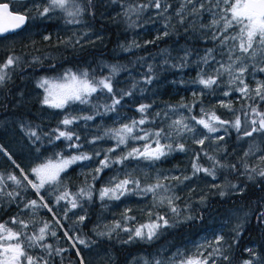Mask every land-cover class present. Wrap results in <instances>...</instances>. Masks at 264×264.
Returning a JSON list of instances; mask_svg holds the SVG:
<instances>
[{
	"label": "trees",
	"instance_id": "16d2710c",
	"mask_svg": "<svg viewBox=\"0 0 264 264\" xmlns=\"http://www.w3.org/2000/svg\"><path fill=\"white\" fill-rule=\"evenodd\" d=\"M0 1H8L12 8L18 3V0ZM39 2V6L26 12L29 16L28 26H35L36 29L40 30L42 28L53 30L55 25L61 24L66 27L82 26L88 29L94 27L103 32L106 37L104 46L101 45V47L82 48L79 44L82 38L81 33L72 35L69 41L65 39L56 41L57 38L52 36L49 40L37 42L36 47L19 44L12 50L0 51V60L3 63L9 56L19 57L16 64L7 69L8 77L0 84V119L8 115L17 116L22 122L19 128L20 132L28 142L35 146L38 155L45 160L73 151L83 152L86 146H91L97 142L106 143L109 146L107 148L110 149V147L117 145V140L109 131L112 129H99L84 123L81 119L68 126L69 130L79 136V141L74 139L69 142L63 138L56 140L55 130L57 128L64 129L61 121L66 116L71 117L69 113L55 119H41L36 114L39 102L31 101L29 104L20 102L14 105V101L18 98V92L22 90V94L25 93L31 87L30 83L42 75H54L60 70L75 73L86 70L89 73V78L95 79L112 75L113 89L116 97H119L121 92L126 91H131L132 95L134 93L144 94L143 91L146 90L144 85L150 86L145 81L142 83L139 80L123 78L126 73L135 72L141 79H151V83L158 84L159 94L157 97L161 98L160 101L173 105H189L190 111L196 116L201 115L198 110L199 106L211 100L210 96H206L202 101L194 103L190 96V88L195 82L196 73L193 64L194 56L206 49H217L218 47V39H213L197 24L190 26L188 22H179L177 16H169L167 12L152 16L151 11L156 8L152 6L150 0H72L69 5L70 8H73V5H78L83 9V12L76 17L79 20L78 23L69 22L72 18L61 9L42 15L41 11L48 6L49 1L39 0ZM139 5L148 6L138 12L129 11ZM126 13L128 14L126 15ZM153 26L159 27V32L165 30V34L155 38L154 33L150 30ZM144 28H148V30L144 32L142 37L140 35ZM134 36L137 37L136 40L130 41ZM174 46L186 49L189 56L174 58L170 54V50ZM114 47H118L119 50H114ZM157 54H166V60L157 64L150 60ZM112 66L118 68L115 74H112ZM24 77H30L32 80ZM107 95V97H103L99 91L90 96L91 106L98 109L105 119H108L112 113L130 115L135 120L141 119L142 115H147L146 113L141 114L137 110L138 103L131 100L132 95L124 96L114 111H105V106L111 105L113 99L111 94L107 93ZM156 101L152 102L155 103ZM236 105L237 116L241 120L240 131L238 132L231 126H225L226 130L225 128L219 130L226 134L228 147L236 143L243 136L244 131L251 130L249 122L255 116L251 112V108L262 110L261 105L256 104L253 99L246 103L244 100L236 102ZM217 115L223 120H235L234 117ZM149 119L139 127L148 131H158V125L154 122H148ZM29 130H36L40 139L31 137ZM135 133L142 134L139 129ZM0 141H3L2 137H0ZM69 143H78L80 147L70 148L68 147ZM135 143H141V141ZM2 145L5 146L4 143ZM190 147L193 163L198 162L205 168H213L214 161L209 157H214L215 161L219 162L214 167L215 175H209L210 177L218 179L227 176L238 185L232 184L228 189L221 191L211 190L193 202V198L183 199L179 197V184L176 186L169 180H162L161 182L168 189L167 192L158 190V193L154 195L152 192L131 191L121 196L119 200L108 198L102 200L99 196L101 187L99 185L100 179H98L90 185L93 192L91 199L77 197L83 211V217H85L82 222L71 220L68 215L61 214L55 198H49L47 200L54 213L46 207H36L41 209V213L31 216L34 222L27 225V228H22L21 225L13 224L11 221L13 218L26 220L30 214L27 211L29 207H25V205L29 201L37 200L38 204L40 203L38 192L28 185L24 176L34 182L36 179L25 167L19 155L11 154L15 164L0 153V176L4 177L3 191L4 193H19L15 197L0 194V223L7 222V227L12 228L13 231H23L26 236L33 233L39 234V229L44 226V223H48V231L55 232L56 235H46L45 239L40 244L31 247V251L28 253L33 257L47 261V264H92L89 252L97 247L112 255L113 264H124L131 254L138 251L145 253L143 261L145 264H155L156 261L165 264L166 255L170 250L195 240L205 231L217 227L221 219L226 218L228 220L225 226V233L228 236L225 251L227 259L223 261V264H245L249 260L252 261V264H264V176L258 174L264 170V163L242 166L241 161L234 155L230 159H226L224 156L226 150L213 152L207 144L196 143L191 144ZM114 154V151H107L104 156L117 160ZM171 154L172 152H169L159 160H151L153 167L161 170L164 167L175 166L176 163L183 164L179 154H174V156ZM196 154H199L198 161H196ZM17 165L21 167L23 173L20 172ZM118 167H120L118 163H113L104 168L101 171V177H106ZM77 169L78 164L74 163L67 173H73L75 176ZM253 169L256 171H252ZM9 175L20 178L23 184L18 186L13 181L7 180ZM155 182L152 180L145 183L140 182V185L141 188H144ZM80 188L86 189L88 187H81L73 183L70 191L76 194ZM129 188L132 186L129 185ZM39 192L47 198L43 188ZM161 196L174 198V206L179 209L178 214L170 211L167 202L160 203ZM141 197H150L155 201L150 217L152 222L156 220L157 215L168 221L167 225L162 224L151 239L135 237L130 239L133 234L123 230L124 228L138 227L134 211L127 213L129 216L135 217L134 220H126L123 212L112 216L107 221V225H109L107 231L102 232L106 233L105 235H100L95 231L96 222L104 216L105 204L120 203L123 200L132 201ZM55 217L59 224L55 222ZM117 222L120 224L119 228L115 227ZM68 237H72L73 242ZM76 237L85 240L86 243L80 244ZM21 239L25 241L24 246H27L26 238L21 237ZM41 244L51 245V249L46 250L45 247L40 246ZM248 249H251L252 252H249Z\"/></svg>",
	"mask_w": 264,
	"mask_h": 264
},
{
	"label": "rangeland",
	"instance_id": "374dc122",
	"mask_svg": "<svg viewBox=\"0 0 264 264\" xmlns=\"http://www.w3.org/2000/svg\"><path fill=\"white\" fill-rule=\"evenodd\" d=\"M39 3V0H18V3L14 8L17 11L29 12L32 11L36 6H39ZM201 4L204 5V8L202 9L200 8ZM227 7V4L223 3V0H193L192 3H188V0H161V8L151 11V13L153 14L152 16L158 15L160 13L166 14V12L169 16L175 15L177 16V20L179 22H188L190 26L197 24L204 30L205 33H208L210 36L219 37L217 49H211L213 50L211 56L214 57V59H209L207 64L203 63L201 57L207 55L209 49H206L201 53H197V55L194 56L195 58L193 60L196 73L194 76L195 82L190 88V96L194 103L202 101L206 96L211 97V100L209 102L199 106L198 110L199 114L201 115H194L192 111L189 110V108L182 107V105H173L167 102L160 101L161 98L157 97L159 94V88L157 86L158 84L154 85L153 83H149L150 86H147V84H145L144 88H146V90L143 91L144 94L134 93L131 96V100H134V102L138 103V108L141 104L151 105V107L148 108L146 112V117L147 119L150 118L148 122H154L158 125V130L164 129L165 132H171L169 126L172 125V122L174 120H178L182 116L189 118L185 122L188 123L190 127H193L195 129L194 132H185L181 136H176L175 133H172L171 139H161L162 144L171 143L173 145V148H175L178 143H183L185 145V151H171L172 156H174V154L180 155V158L183 160V164L176 163L175 166H171L168 168L164 167L160 170L156 167H153L151 160H146L143 158H129L122 164L118 163L120 167L116 168L114 172H111L106 177H101V172L97 173L96 169L100 167V162L105 159L104 154L108 151L109 148L107 147L109 146H107L106 143L102 142L94 143L91 146H86L83 152L73 151L67 153L66 155H62L64 158H69L72 155L87 154L91 157V159L75 162L78 164V169L75 176L73 173H67L69 168L74 164L73 163L69 165L65 171L60 173L59 182L57 184H46L43 189L47 198L45 197V195H42L40 192H38L39 197L42 196L44 198V203L48 205V207H46L48 210L51 209V212L54 213V210L48 203L47 199L55 198L56 200L57 196L65 190L71 192L70 187L73 183L81 187H89L90 185L94 184L96 180L100 179L99 185L102 189L106 186H111L110 181L113 177L124 179L128 175H131V177L138 179L141 183H145L146 181L151 180L157 181V178H159L161 181L169 180L176 186L179 184V197L183 199L193 198V202H195L199 197L203 196L211 190L221 191L224 189H228L232 184H234V186H237L238 183L233 182L227 176L215 179L204 172H200L196 175L192 174L193 161L190 146L191 144L195 143L196 140L202 139L205 136H207L208 139L205 140L204 144H207L213 152H224V150H226L224 154L226 159H230L231 156L234 155L241 161L242 166H244L245 164L261 165L264 163V159H261L262 157H264V132H255L251 136L243 135L237 140L236 143H234L231 147H228V138L225 133H222L220 131L216 133H208L207 129H204L203 126L196 125L195 121L190 119L192 116H195L199 119L203 115L201 109H204L205 112L215 111L216 114H222L227 117L236 118L238 114L236 110V106L238 104L236 105V102H241L242 100H244V103H246L250 102L252 99L256 104L261 105L262 110L259 111L264 112V100H261L252 91L249 92L248 96H244L237 90L242 86L240 81L230 83L232 75L236 74L235 69H238L241 66H245L247 68V71L243 74L241 79L249 86L250 90L257 87L258 81L264 82V72L259 71L260 68H264V45H260L258 42L254 43L253 49H250L248 53H242L239 50V40H233L231 39V37L237 36L239 34L241 25L234 24L233 27L228 28L227 31H224L223 28L224 20L221 17L227 15L230 18V13H226L225 11ZM194 8L197 9V11H193ZM213 20H218L220 23L218 25H213ZM44 29L45 28H42L41 30L36 29L35 26L31 25L26 27L19 33L0 38V51L12 50L19 44H23L28 47H34L40 40H49L52 36L57 38L56 41H60L63 39L69 41L72 35H79L82 33V38L79 42L82 48L99 46L101 47V45L104 46L106 40L105 34L96 30L94 27H90L88 29L83 28L82 26L66 27L61 24L55 25L53 30ZM158 29L159 27L156 26L150 28V30L154 33L155 38H159L165 34V30L159 32ZM147 30L148 28H144L141 31L140 36L143 37L144 32H146ZM224 37H228L229 39L227 43L222 44L221 40L224 39ZM135 38L137 37L134 36L130 41L136 40ZM114 50L118 51L119 48L114 47ZM170 54L174 58H186L189 56L188 51L180 46L172 47L170 50ZM165 55L166 54H157L153 58H149H151L150 60L157 64L160 61L163 62L166 60ZM229 57H231V60L229 59ZM237 58H239V60H237ZM234 61L235 63L233 64ZM2 64L3 62H1L0 60V65ZM221 64H223L225 67H227L229 64H233L232 75H230L228 72H224L223 75L219 77L218 83L216 85H213L211 89H206L203 85L197 82L201 74H203L205 78L208 75H214L216 69L220 68ZM68 72L73 71L60 70V72L54 73V75H42L36 78V80L30 83L31 87H29L25 93L22 94V90L18 92V98L14 101V105L20 102H25L28 104L31 101L39 102L38 108L36 109V114L41 119H55L57 117H62L66 113H69L71 117L92 116L93 119L91 120H81L86 124H90L91 126L103 130L118 129L123 124H128L132 120H135L133 116L123 113H112L109 115L108 119H105L104 115L100 113L98 109H94L91 106V97L88 98L87 103L72 101L62 109L52 108L43 104L42 100L46 95V92L45 89L39 87L40 82L44 79L53 81L60 80ZM24 78L30 79V77ZM123 78L139 80L142 83H144L143 81H145V83H148V79H141L138 73L135 72H128L123 75ZM28 82L27 84H29ZM97 92H99V90ZM226 92L229 94L225 95ZM101 93L103 97L108 96L106 91H101ZM154 100L157 101L154 103L152 102ZM221 103L231 104V108L229 109L220 107ZM157 113L159 115H157ZM253 118L256 117L254 116ZM21 123L22 122L17 116L8 115L0 119V137H2L3 139V141H0V153L2 154V156L8 157V159L13 163H15V161L12 158L11 154L15 153L16 155H19L22 158L25 167L33 174L36 179L35 173H33L31 170L47 162L49 159L45 160L43 157L38 155L35 146H33L25 139L19 129ZM134 135H138V133L134 132ZM139 135H143V133ZM217 137H223V139L217 140ZM136 141H141V143H135ZM2 143H4L6 147L3 146ZM144 143L145 142L143 140L133 141L129 137L126 144H121L119 147H117V145H114L110 147V149H114V156L118 159L119 157L126 155V153L133 148L143 147ZM57 159L58 156H54L51 158V160L53 161H56ZM17 167L21 172V167L19 165H17ZM185 176H189L191 177V179L184 180L183 178ZM93 177L96 178L93 179ZM165 177H168V179H164ZM172 177H179L180 179L176 180L172 179ZM71 193L74 194L73 192ZM57 204L59 212L64 215H68L71 220H80L79 218L83 216L81 206L68 211L70 205L67 201H60ZM153 205H155V201L150 197H141L137 200L132 201L123 200L120 203H107L104 205L106 213L104 212V216L102 217V219L96 222L94 229L98 233L107 231L109 226L107 225V221L112 216H116L120 212L125 213L126 210L129 209L131 211H134V213L136 214V221L138 222L137 226L141 224L151 223L152 221L150 220L148 213H152ZM27 211L30 215L26 217V220L24 222L28 223L27 225H30L34 222V219L31 216L40 214L41 209L28 208ZM54 220L59 224L56 217ZM227 222L228 220L226 218H223L221 219L217 227L205 231L195 240L188 241L184 245L170 250L166 255L165 264H178V261L180 259L194 255L198 249L200 251H204V249L201 248V245L207 246V244L214 241L218 236L224 237L221 245L222 255L213 257V260L215 261V264H223V261L225 260L224 257H226L225 251L228 241V236H226L225 233V226ZM24 247L26 248L27 252L30 253L31 247H28V245ZM211 251L212 248H207V250L205 251V255H207ZM89 256L91 258L92 264H113L114 262L112 255L108 251L103 250L99 247L90 250ZM144 257V252H135L128 257L124 264H145L143 262ZM213 260H209V264H213Z\"/></svg>",
	"mask_w": 264,
	"mask_h": 264
},
{
	"label": "snow or ice",
	"instance_id": "6c2138e0",
	"mask_svg": "<svg viewBox=\"0 0 264 264\" xmlns=\"http://www.w3.org/2000/svg\"><path fill=\"white\" fill-rule=\"evenodd\" d=\"M193 0H188V3H192ZM72 3V0H49L48 6L44 7L41 11V14H47L50 11H54L56 9H61L67 12L68 16L72 19L69 21L71 23H78L79 20L76 19L82 12L83 9L78 5H73V8H70L69 5ZM152 6L156 9L161 8V0H150ZM223 3L227 4L226 13H230V18L225 15L221 18L224 20V31H227L228 28L233 27L234 24L241 25L239 34L237 36L231 37L233 40H239L238 48L242 53H248L250 49H253L254 43H259L260 45H264V0H223ZM148 5H139L132 9L130 12H138L146 8ZM200 8H204V5L201 4ZM74 9V10H73ZM183 10V9H181ZM193 11H197V9H193ZM128 13H126L127 15ZM26 17L24 15L14 14L9 10V5L7 3H0V33L8 32L10 30H14L19 28L24 22ZM220 22L218 20H213V25H218ZM219 37L213 36V39H218ZM47 39V37H46ZM228 37H224L221 40L222 44L227 43ZM213 50L209 49L207 55L201 57L203 63L207 64L209 59H214L211 56ZM231 60V57H229ZM19 60V57L9 56L7 60L0 65V84L4 82V80L8 77L7 69L9 67L16 64ZM239 60V58H237ZM235 61L233 62V64ZM233 64H229L225 67L221 64L220 68L216 69L214 75H208L206 78L203 74L200 75L198 79V83L203 85L206 89H211L213 85L218 83V79L224 72H228L230 75L233 73ZM183 67V65H181ZM112 74H115L118 71L116 66H112ZM247 71L245 66H241L238 69H235L236 74L232 75V79L230 83H235L236 81H240L241 87L237 90L241 92L244 96H248L249 92L252 91L255 93L257 97L261 100H264V82L258 81L257 87L255 89H249V86L243 82L241 79L243 74ZM259 71L264 72V68H260ZM148 83H151V79H148ZM39 87L45 89L46 95L44 96L42 103L52 107L62 109L69 102L72 101H80L81 103H87L88 98L93 94L99 91H106L111 94L113 99L111 105L105 106V111H114L116 106L120 104L121 100L124 96H131V91L121 92L119 97H116V93L113 89L112 83V75L104 76L99 79L89 78V73L85 70L81 73L68 72L66 73L62 79L53 81L49 79H44L40 82ZM229 93H225L228 95ZM195 95V94H194ZM151 105L141 104L137 109L141 114H145L150 108ZM182 107L189 108V105H182ZM220 107L231 108V104L221 103ZM203 115L198 119L195 116H192L190 119L195 121L196 125L203 126L204 129H207L208 133H216L221 128H225V126H231L235 128L238 132L241 129V120L240 117L237 116L234 121L223 120L216 114L215 111L205 112L204 109H201ZM251 112L255 115L256 118L250 120V131H244V136H251L255 132H264V112L258 110V108H251ZM157 115H159L157 113ZM247 116V113L245 114ZM78 119L91 120L92 116L87 117H69L66 116L61 124L64 126V129L61 130L57 128L55 130V139L60 140L61 138L72 142L79 141V136H76L71 130H69L70 125L76 122ZM189 119L188 117H181L178 120H174L172 125H170L171 132H165L164 129H160L158 131H148L140 128L139 126L144 125L147 122V117L142 115V118L139 120H132L128 124H123L118 129L109 130L112 135H114L117 140V147L121 144H126L128 138L130 137L133 140H143L145 143L143 147L133 148L123 155L119 157L117 160H112L109 157H106L104 160L100 162V167L96 169V172L99 173L103 171L104 168L109 167L113 163H123L125 160L129 158H143L146 160H159L161 157L167 155L169 152L174 150L185 151V145L183 143H178L175 148L171 143L162 144L161 139H171L172 133H175L176 136H181L185 132H194V128L190 127L188 123L185 121ZM139 129L143 135H134V132ZM29 135L31 137H35L37 140L40 139V136L37 134L36 130H29ZM208 137L205 136L202 139H198L195 143L203 145L205 140ZM217 140L223 139V137H217ZM154 145V146H153ZM68 147L70 148H79L80 145L78 143H69ZM109 152L114 151V149H109ZM205 155H207L205 153ZM91 157L87 154L80 155H72L69 158H64L62 155H59L56 161L49 159L47 162L39 165L36 168H33L31 171L35 173L36 181L28 180L27 176H24V180H27L28 185H30L37 192L40 191L46 184H57L59 182L60 173L65 171L66 168L80 160H89ZM209 159L214 161L215 165L219 164L218 161H215L214 157H209ZM261 159H264L262 157ZM199 160V154H196V161ZM222 166V165H221ZM213 168H205L200 165L198 162H194L192 165L193 175H196L200 172H204L208 175H215V171ZM234 167V166H233ZM252 171H256L253 169ZM23 173V170L21 169ZM260 176H264V170H261L258 173ZM96 177H93L95 179ZM251 178V177H249ZM164 179H168L165 177ZM172 179L179 180V177H172ZM184 180L191 179L189 176H185ZM7 180L13 181L16 185L21 186L23 181L16 177L15 175H9ZM3 181L4 177L0 176V194H6L10 197H15L19 195V193L9 192L4 193L3 191ZM111 186H106L99 191V196L103 200L105 198L108 199H116L119 200L121 196L131 192L138 191L142 193L152 192L154 195L158 193V190H163L165 192L168 191L165 184L161 182L159 178L154 184L148 185L144 188H141L140 181L131 177V175L126 176L124 179H119L118 177H113L110 181ZM129 185L132 188H129ZM223 194V193H221ZM93 195L92 187L89 186L87 189L80 188L76 194H72L71 192L65 190L60 195L57 196L56 202L67 201L70 207L68 211L79 207V202L77 197L80 198H88L91 199ZM178 199V197H175ZM40 203L38 205L37 200L29 201L25 207H29L35 209L36 207H48L46 203H44V198L41 196L39 198ZM167 202L169 205L170 211L174 214H178L179 209L174 206V198L171 196H161L160 203ZM51 211V209H49ZM131 211L126 210L124 214V218L126 220H134L135 217L127 215V212ZM149 217L152 216V213H148ZM67 217L65 216V219ZM80 221L82 222L85 217L81 216ZM13 224H19L22 228H27V224L23 220H19L17 218H13L11 221ZM58 222V221H57ZM163 225H167L168 221L162 217L157 215L156 220L154 222L148 224H141L135 228H124V231H128L133 234L131 238H141V239H151L156 235L157 230ZM116 228L120 227V224L117 222L115 225ZM49 224L44 223V226L39 229V234L33 233L30 236H26L23 231H13L12 228L7 227L6 223H0V264H47V261H43L41 258L33 257L29 255L26 248L24 247L25 241L21 239V237H25L28 242V247H33L37 244H40L41 241L45 239L46 235L55 236V232H49ZM114 230V229H113ZM106 233H100V235H105ZM72 239V237H68ZM76 240L80 244H85L86 241L76 237ZM224 240L223 236H218L214 241L207 244V246L201 245V248L204 251L197 252L185 258H182L178 261V264H209V260H213V257H218L222 255L221 245ZM14 241V242H13ZM41 247H45L46 250L51 249V245H40ZM207 248H212V251L205 255V251ZM60 251V250H57ZM249 252H252L251 249H248ZM227 259V257H224ZM155 264H160V261H156ZM213 264L215 261L213 260ZM245 264H252V261H246Z\"/></svg>",
	"mask_w": 264,
	"mask_h": 264
},
{
	"label": "water",
	"instance_id": "95a60500",
	"mask_svg": "<svg viewBox=\"0 0 264 264\" xmlns=\"http://www.w3.org/2000/svg\"><path fill=\"white\" fill-rule=\"evenodd\" d=\"M0 3H7L9 5V10L12 11L14 14L24 15L26 17L25 22L19 28L10 30L8 32L0 33V38L7 37V36L23 31L28 26V23H29L28 14L26 12L17 11L16 9L12 8L11 4L8 1H0Z\"/></svg>",
	"mask_w": 264,
	"mask_h": 264
}]
</instances>
